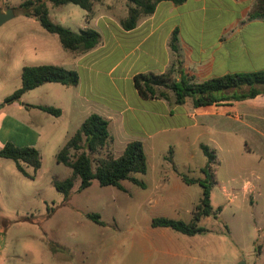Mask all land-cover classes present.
I'll return each mask as SVG.
<instances>
[{"label": "rangeland", "instance_id": "1", "mask_svg": "<svg viewBox=\"0 0 264 264\" xmlns=\"http://www.w3.org/2000/svg\"><path fill=\"white\" fill-rule=\"evenodd\" d=\"M25 1L0 0L2 11L12 9L14 13L0 27V150L7 142L22 145L36 139L41 167L34 170L22 163V172L14 161L0 157V264H142L140 243H148L143 230L151 217L189 221L202 198V188L190 185L163 197L152 194V175L172 171L167 158L179 143L176 134L169 132L157 136L153 146L145 143L148 170L133 174L144 187L126 180L121 182L123 191L102 187L94 179L90 187L81 189L77 178L68 197L55 189V181L72 175L69 167L57 163L58 152L95 110L84 101L70 104L77 88L58 83L30 90L16 103L4 102L21 87L24 67L77 69L74 53L63 48L58 36L22 13L20 6ZM47 7L54 24L76 33L94 29L102 38L106 32L103 16L117 25L128 15L127 0H94L91 13L74 4L55 7L48 2ZM87 18L92 19L87 22ZM113 94L108 81L99 78L95 95L113 99ZM37 105L64 109L66 115L56 117L31 107ZM112 125L109 131L116 143L111 141L91 155L94 169L99 160L121 155L124 138ZM196 135L189 134L188 141H195ZM200 141L215 151L212 169L217 186L211 191L212 214L200 223L207 228L205 237L195 241L188 237L202 258L196 264H264V159L259 150L248 151L247 145L254 144L252 133L213 134L211 140L202 136ZM81 152H72V160ZM193 153L188 168L180 156L174 162L179 172L197 177L207 158L200 149ZM89 215H98L101 224Z\"/></svg>", "mask_w": 264, "mask_h": 264}, {"label": "crops", "instance_id": "2", "mask_svg": "<svg viewBox=\"0 0 264 264\" xmlns=\"http://www.w3.org/2000/svg\"><path fill=\"white\" fill-rule=\"evenodd\" d=\"M254 2L188 0L175 5L164 1L157 5L152 15L141 18L131 31H125L120 23L112 24L103 16L105 22L102 25L106 32L100 44L86 53L73 52L80 81L74 86L77 95L70 104H78V101L89 103L95 113L88 116L98 114L108 119L109 129L114 123L117 133L124 138L120 144L121 154L131 141H141L145 151L146 142H151L153 146L157 136L169 132L176 134L179 144L170 149L173 156L167 158L173 172L152 175L155 177L151 191L154 196L163 197L177 190L183 191L190 185L202 188L198 183L186 184L181 177L184 173L175 168L177 164L174 162L180 156L186 159L184 164L188 168L187 162L193 158V151L196 148L202 151L201 145L207 146L201 143L202 136L211 140L213 134L251 132L254 144L253 147L247 145L248 151L259 150L260 157L264 159V94L242 101L194 107L190 99L183 105H176L173 93H169L168 101L144 99L133 81L138 74H164L173 67L176 55L170 42L175 30L178 31L180 69L193 76L196 82L232 73L264 71V19L249 20ZM91 19L87 18V22ZM172 76L178 80L180 74L174 71ZM99 78L108 81L114 93L113 99L95 95ZM61 112L60 116L66 115L64 109ZM191 133H198L192 143L188 141ZM110 135L115 144L114 135ZM196 141L199 143L194 144ZM36 142L35 139L17 146L34 147ZM213 144L218 148V142L213 141ZM202 168L197 177L187 176L203 179ZM214 186H217L216 180ZM207 217L201 218L200 226L204 227L200 223ZM154 218L179 220L167 216L151 217L143 230L148 243H140L142 264H196L202 259L197 256L196 247L191 245L188 237H192L193 241L202 240L206 232L189 236L168 227H152ZM191 219L192 216L184 222ZM1 260L4 261V258Z\"/></svg>", "mask_w": 264, "mask_h": 264}, {"label": "trees", "instance_id": "3", "mask_svg": "<svg viewBox=\"0 0 264 264\" xmlns=\"http://www.w3.org/2000/svg\"><path fill=\"white\" fill-rule=\"evenodd\" d=\"M93 1L26 0L20 8L26 17L37 19L46 32L57 35L64 49L74 53H86L100 44V33L94 29H84L76 33L61 25L54 24L49 17L47 3L49 2L55 7L74 4L91 13ZM164 1L181 5L188 0H127L128 15L120 21L121 27L125 31L135 29L141 18L152 15L157 5ZM255 19H264V0H255L249 12V20ZM170 47L176 55V60L168 72L164 74L141 73L134 77V86L142 98L165 99L168 101L169 93H173L176 105H183L190 99L194 107H204L252 99L264 94V71L232 73L210 78L203 82H196L193 76L187 75L180 69L177 30L172 35ZM174 71L180 74L178 80L172 76ZM21 81V87L8 96L4 101L5 103L18 102L25 93L46 83H58L67 87L77 86L80 77L77 71L66 70L59 66H27L22 70ZM162 88L164 90H161ZM31 107L56 117H59L62 113L60 109L51 106L38 105ZM111 141L108 119L98 114L88 116L56 156L57 163L69 167L72 170V175L62 182L55 181V189L68 197L77 178L81 181V189L90 187L94 179L102 187L113 186L123 191L124 187L121 182L126 180L144 187V183L133 176V174L138 173L145 174L148 169L147 158L141 141L129 142L119 157L109 155L107 158L99 160L95 169L93 168L91 155L99 152ZM201 149L207 158V164L201 169L204 178L194 179L181 174L182 180L186 184L198 183L203 188L202 198L194 208L191 221L154 218L151 222L152 227H168L189 236L207 231L206 228L199 225V222L202 217L212 214L210 197L215 185L212 164L215 163L216 155L214 151L205 145H201ZM74 151L82 152L72 160L71 155ZM0 157L14 161L17 168L22 172H24L22 163L31 166L34 170L41 167L40 152L33 146H17L7 142L0 150ZM218 211H220V208ZM88 217L101 224L98 215H89Z\"/></svg>", "mask_w": 264, "mask_h": 264}, {"label": "water", "instance_id": "4", "mask_svg": "<svg viewBox=\"0 0 264 264\" xmlns=\"http://www.w3.org/2000/svg\"><path fill=\"white\" fill-rule=\"evenodd\" d=\"M14 17V13L12 9H8L6 11H2L0 8V27L8 22L10 19ZM2 105H0V110L2 109Z\"/></svg>", "mask_w": 264, "mask_h": 264}]
</instances>
